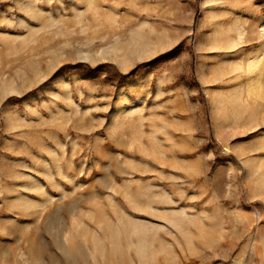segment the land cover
Here are the masks:
<instances>
[{"label": "rangeland", "instance_id": "obj_1", "mask_svg": "<svg viewBox=\"0 0 264 264\" xmlns=\"http://www.w3.org/2000/svg\"><path fill=\"white\" fill-rule=\"evenodd\" d=\"M0 264H264V0H0Z\"/></svg>", "mask_w": 264, "mask_h": 264}]
</instances>
